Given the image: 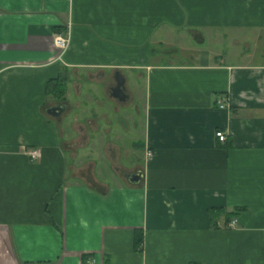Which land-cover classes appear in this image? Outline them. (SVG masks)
<instances>
[{
    "label": "crops",
    "instance_id": "1",
    "mask_svg": "<svg viewBox=\"0 0 264 264\" xmlns=\"http://www.w3.org/2000/svg\"><path fill=\"white\" fill-rule=\"evenodd\" d=\"M0 264H264V0H0Z\"/></svg>",
    "mask_w": 264,
    "mask_h": 264
},
{
    "label": "built area",
    "instance_id": "2",
    "mask_svg": "<svg viewBox=\"0 0 264 264\" xmlns=\"http://www.w3.org/2000/svg\"><path fill=\"white\" fill-rule=\"evenodd\" d=\"M70 43V39L69 37H64L62 35H57V37L55 38V44L61 48L62 50H65ZM220 107L223 108L225 107V103L220 102ZM216 136L221 140V141H225L227 136L226 134L221 131V130H217L216 132ZM25 153H27L32 159H37L41 156V148L39 147H32V148H27L25 149ZM237 219L236 218H231L230 221L228 223H226V227H235L237 225Z\"/></svg>",
    "mask_w": 264,
    "mask_h": 264
},
{
    "label": "rangeland",
    "instance_id": "3",
    "mask_svg": "<svg viewBox=\"0 0 264 264\" xmlns=\"http://www.w3.org/2000/svg\"><path fill=\"white\" fill-rule=\"evenodd\" d=\"M170 39H171V41H173V42H182L181 44H183L182 46H184L186 49H188L190 46H191V44H192V42H190V40H189V38L188 37H183L182 35L179 37V36H177V34H170ZM193 45V44H192ZM122 147H123V149L124 150H126L127 149V151H125L126 153H127V155H128V158H126V159H123V162H129V161H133V162H136V161H138L136 158L135 159H131V157H130V153H129V148H130V143H129V139H127L126 140V142L125 143H122ZM141 151H139V150H137L136 152H135V155L137 156V157H141ZM105 163L108 165V167H107V165L106 166H104V168L106 167V169H104L103 170V173L102 174H108V173H110V162L109 161H105Z\"/></svg>",
    "mask_w": 264,
    "mask_h": 264
},
{
    "label": "water",
    "instance_id": "4",
    "mask_svg": "<svg viewBox=\"0 0 264 264\" xmlns=\"http://www.w3.org/2000/svg\"><path fill=\"white\" fill-rule=\"evenodd\" d=\"M123 83H124V81H123V79L121 78V77H118V84H117V86L114 88V94L115 95H117V96H119L120 98L122 97H124V91H123ZM63 109V107L62 106H58V107H53V108H51V109H49V112L51 113V114H53V115H57V114H59V112L61 111ZM129 176V178L132 180V181H139L140 180V178H141V172L139 171V172H134V173H132V174H129L128 175Z\"/></svg>",
    "mask_w": 264,
    "mask_h": 264
},
{
    "label": "trees",
    "instance_id": "5",
    "mask_svg": "<svg viewBox=\"0 0 264 264\" xmlns=\"http://www.w3.org/2000/svg\"><path fill=\"white\" fill-rule=\"evenodd\" d=\"M223 212H224V215H225L227 220H230V218L232 217L233 214L238 213V211H234V212H225V211H223Z\"/></svg>",
    "mask_w": 264,
    "mask_h": 264
}]
</instances>
